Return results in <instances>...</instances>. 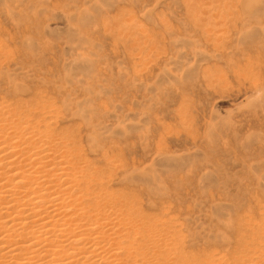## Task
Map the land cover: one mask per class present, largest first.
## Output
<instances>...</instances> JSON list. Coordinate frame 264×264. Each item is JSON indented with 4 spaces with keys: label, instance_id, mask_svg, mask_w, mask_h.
I'll use <instances>...</instances> for the list:
<instances>
[{
    "label": "rangeland",
    "instance_id": "rangeland-1",
    "mask_svg": "<svg viewBox=\"0 0 264 264\" xmlns=\"http://www.w3.org/2000/svg\"><path fill=\"white\" fill-rule=\"evenodd\" d=\"M35 99L184 253L264 264V0H0V100Z\"/></svg>",
    "mask_w": 264,
    "mask_h": 264
},
{
    "label": "bare ground",
    "instance_id": "bare-ground-1",
    "mask_svg": "<svg viewBox=\"0 0 264 264\" xmlns=\"http://www.w3.org/2000/svg\"><path fill=\"white\" fill-rule=\"evenodd\" d=\"M31 102L0 100V264L229 262L184 253L166 221L147 219L132 194L110 189L108 166L81 154L53 105Z\"/></svg>",
    "mask_w": 264,
    "mask_h": 264
}]
</instances>
